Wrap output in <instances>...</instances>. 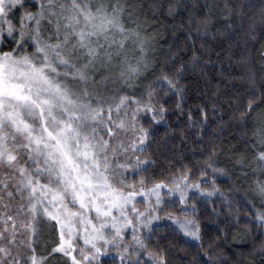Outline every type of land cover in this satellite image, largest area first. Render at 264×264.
I'll return each instance as SVG.
<instances>
[{"label": "snow or ice", "instance_id": "1", "mask_svg": "<svg viewBox=\"0 0 264 264\" xmlns=\"http://www.w3.org/2000/svg\"><path fill=\"white\" fill-rule=\"evenodd\" d=\"M194 7L185 0H0V264H173L169 248L178 243L204 247L199 206L211 203L218 216L217 200L231 211L242 200L253 209L247 223L264 230V82L257 88L249 73L247 95L228 101L235 124L208 141L216 123L209 103L184 113L180 83L212 54L248 66L251 54L232 46L239 48L241 33L246 44L264 38V0ZM212 7L224 21L209 40ZM162 19L184 35L191 65L178 63L171 48L164 61L155 59L148 33ZM253 51L264 62V43ZM224 88L216 83L212 112L223 109ZM169 94L196 134L189 154L173 147L165 163L152 138L169 114ZM233 128L239 147L226 148L221 138ZM229 152L251 202L218 184L228 178L221 155ZM165 228L180 239L162 246L167 237L156 233ZM46 229L52 239L42 245ZM253 239L264 257V231ZM216 247L200 253L206 264H218Z\"/></svg>", "mask_w": 264, "mask_h": 264}, {"label": "trees", "instance_id": "2", "mask_svg": "<svg viewBox=\"0 0 264 264\" xmlns=\"http://www.w3.org/2000/svg\"><path fill=\"white\" fill-rule=\"evenodd\" d=\"M137 3H150V0H136ZM162 2L167 3L169 0H162ZM189 7H194V11H199L201 6H212L218 5L222 6L227 0H185ZM183 7V6H182ZM205 12L208 8L203 9ZM145 12L149 10L144 9ZM212 24L214 27L210 28L209 40L215 34V31L223 26L224 17L221 16L220 12L216 7H212ZM159 14V13H157ZM187 13L184 12L182 15H177L175 18V23L186 16ZM144 16L140 17L143 22ZM149 23H155L151 19V15L147 16ZM130 26H135L134 24ZM173 26V21L171 19L164 21L163 19L159 23L158 27L151 30L148 35L153 41V47L151 49L152 54H154L155 59L164 61V54L171 48L173 55L180 54L181 61L186 62L191 65V50L186 46L184 35L177 31L172 32L169 29ZM235 40L240 41L239 48L233 44V51L238 55L244 53L245 51L251 54L253 58L254 67H252V62L248 66L242 68L235 59L231 62L227 58L217 59L215 54L209 57H204V65L197 68L189 67V71L184 74V78L181 80V87L185 88L186 91L183 93V109L184 113H187L190 109L193 113H196L198 106H203L205 103H209V117L215 120L216 123L209 124L208 134L205 135V141L212 139L211 133L219 131L220 127L227 128L229 122L235 124L234 120H231L228 101L231 99L233 105L238 98L245 97L248 92L247 87V77L249 73L254 74L257 88L259 84L264 82V69H262L261 62L253 48L258 49L261 43H264V38L257 34L256 40L245 41L247 37L241 33L235 36ZM217 46L219 42H216ZM227 47V44L224 45ZM231 74L229 77L228 74ZM223 82L226 88L222 89V92H227L228 95H222L220 101L223 104V109H219L216 112L211 111L210 100L213 98L211 93L216 90V83ZM164 96V93L160 94ZM168 103L165 105L169 109V114L166 116L165 120L154 127L153 129V144L152 148L156 150L157 155L161 153V161L167 163L165 156H170L172 154V149L174 147L177 155L189 154L192 150L193 140L191 137L195 135L192 131V124L188 120L187 115L182 114L179 110L175 108L177 103L176 97L169 94L166 97ZM224 116L221 120L220 117ZM198 119V117H196ZM202 127V126H201ZM233 135L237 136V139H231ZM187 137V142L184 146H181V139ZM225 140V147L232 148L233 146L239 147L238 139L239 133L233 128L231 131H225L222 138ZM221 141L217 140L216 143L219 144ZM231 153L221 155V166L228 167V178L226 181H218L222 190L228 191L229 185L233 186L236 192L242 197H246L249 202H251V196L247 194L243 186V181L238 179V170H233L231 165L228 163L227 157ZM216 202L215 208L217 216L211 211L212 205L208 203L200 204L199 215L196 217L201 225V233L203 236L204 247L199 248L192 244L193 246L187 247L182 243H178L175 248H169L170 254L172 256L173 264H206L208 257L200 255L201 252L207 251L209 245L216 247V251L213 254V259L217 260L218 264H261L264 257L257 254L259 248L258 242L254 241V237L259 234V229L253 224L247 223L253 219L251 213L253 209L251 207L243 206V201H237L233 204V209L235 211L229 210L227 204H219ZM258 207V202H257ZM207 208V210H206ZM223 208V211H221ZM225 216L229 217L225 220ZM239 217V224L235 225V221ZM223 221V223H221ZM235 225V226H234ZM250 229V232H249ZM171 229H163L157 232V236H165L167 239L161 241L162 246H167L169 241L173 239L179 240L180 237L175 235H170ZM52 237L49 235L48 230H45L43 237L41 238V244L51 243Z\"/></svg>", "mask_w": 264, "mask_h": 264}, {"label": "rangeland", "instance_id": "3", "mask_svg": "<svg viewBox=\"0 0 264 264\" xmlns=\"http://www.w3.org/2000/svg\"><path fill=\"white\" fill-rule=\"evenodd\" d=\"M218 202H220V201L217 200V203H218ZM220 203H221V202H220ZM220 203H219V204H220ZM162 223H164V224H170V222H168V221H163ZM172 227H174V226H172ZM167 229H171V228H167ZM192 244L196 245L197 242L193 241Z\"/></svg>", "mask_w": 264, "mask_h": 264}]
</instances>
